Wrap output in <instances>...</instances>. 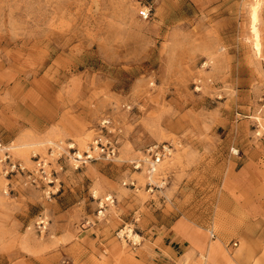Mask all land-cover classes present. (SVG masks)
Listing matches in <instances>:
<instances>
[{
    "label": "rangeland",
    "instance_id": "374dc122",
    "mask_svg": "<svg viewBox=\"0 0 264 264\" xmlns=\"http://www.w3.org/2000/svg\"><path fill=\"white\" fill-rule=\"evenodd\" d=\"M254 2L0 0V264H204L173 242L177 220L230 254L264 244ZM100 134L115 159L76 158ZM159 143L173 152L148 190L131 162Z\"/></svg>",
    "mask_w": 264,
    "mask_h": 264
},
{
    "label": "built area",
    "instance_id": "2783aa9c",
    "mask_svg": "<svg viewBox=\"0 0 264 264\" xmlns=\"http://www.w3.org/2000/svg\"><path fill=\"white\" fill-rule=\"evenodd\" d=\"M142 15L146 16L145 13H142ZM107 123L108 121L103 120L101 123L102 129L107 130ZM117 142L113 141L110 138L105 137L104 135H98L94 138V140L91 142L90 146L88 147V150L83 153V155H78L76 158H83L85 161L93 160L94 153L98 156H102L107 160L115 159L117 148H116ZM173 152V147L169 143H159L155 145L149 146L147 149L143 151V154L140 158H138L135 161L131 162V167L134 171H140L144 172L145 176V187L148 188V190H152L157 185L156 178L159 175V167L161 163L169 159L171 157V154ZM36 168L37 172L39 173L40 177H43L45 180H51L49 179L50 175L47 174L45 170V166L41 161L36 162ZM14 169L23 170V167L18 164L17 168L16 165L13 164L11 166V170ZM129 185L135 187L134 181H131ZM114 199L111 195L105 196L103 198L98 199V205H97V215L104 216L105 209L113 205ZM126 233H122L120 231L119 237L122 238ZM129 236V235H127Z\"/></svg>",
    "mask_w": 264,
    "mask_h": 264
},
{
    "label": "crops",
    "instance_id": "0c3cea01",
    "mask_svg": "<svg viewBox=\"0 0 264 264\" xmlns=\"http://www.w3.org/2000/svg\"><path fill=\"white\" fill-rule=\"evenodd\" d=\"M173 229L172 240L176 244H186V251H184V258H192V254H200V259H204V264H217L216 258L220 256L223 260V264H264V244L252 241L251 243L246 241L245 237H238V245L234 243V249H232V254L230 250L227 249V244L224 245L222 237L213 239L211 234L215 236L214 230H210L208 236L203 230L193 229L192 227L180 222L175 221L171 226ZM188 238H192L196 241L195 249H191V245ZM216 241L217 246L209 254L206 249L208 244ZM226 246V248H225ZM232 248V247H231ZM184 258L182 259L184 261ZM194 259V260H193ZM199 258L197 256L192 258L190 262L194 264L199 263ZM225 262V263H224Z\"/></svg>",
    "mask_w": 264,
    "mask_h": 264
},
{
    "label": "bare ground",
    "instance_id": "6f19581e",
    "mask_svg": "<svg viewBox=\"0 0 264 264\" xmlns=\"http://www.w3.org/2000/svg\"><path fill=\"white\" fill-rule=\"evenodd\" d=\"M258 6H259V0H255L254 5L252 6V9H251V20H252V32H253V37H254V47L257 51H259V41H258L259 36H258V32H257L256 26H255V23L257 21V8H258ZM134 237H136V236H134ZM188 241L191 245V249L192 250L195 249V247L197 245L196 241L192 238H188ZM217 245L218 244L216 241L211 242L210 244H208L206 251L210 254L215 249V247Z\"/></svg>",
    "mask_w": 264,
    "mask_h": 264
}]
</instances>
